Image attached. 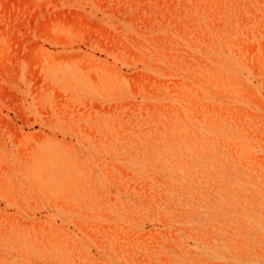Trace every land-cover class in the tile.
<instances>
[{
  "label": "rangeland",
  "instance_id": "1",
  "mask_svg": "<svg viewBox=\"0 0 264 264\" xmlns=\"http://www.w3.org/2000/svg\"><path fill=\"white\" fill-rule=\"evenodd\" d=\"M13 1L0 264H264V0Z\"/></svg>",
  "mask_w": 264,
  "mask_h": 264
},
{
  "label": "bare ground",
  "instance_id": "2",
  "mask_svg": "<svg viewBox=\"0 0 264 264\" xmlns=\"http://www.w3.org/2000/svg\"><path fill=\"white\" fill-rule=\"evenodd\" d=\"M1 1H2V0H1ZM9 1H10V0H9ZM14 1H15V0H14ZM14 1H13V3L15 4ZM20 1L23 2L24 0H20ZM20 1H18V4H19V5H21V2H20ZM25 1H26V0H25ZM25 1H24V2H25ZM97 1H98V0H97ZM3 2H4V1H3ZM19 2H20V3H19ZM30 2H32V0H30ZM9 3H10V2H9ZM30 4H31V3H30ZM38 4H39V3H38ZM1 5H2V4H1ZM8 5H9V4H6V7H7ZM15 5H16V4H15ZM15 5H14V6H15ZM28 6H29V5H28ZM3 7H5V6H3ZM6 7H5V8H6ZM9 7H10V6H9ZM20 7H21V6H20ZM7 9H8V7H7ZM15 9H16V8H15ZM61 9H62V8H61ZM71 9H72V8H71ZM71 9H70V10H71ZM59 10H60V9H59ZM65 10H66V9H65ZM1 11H2V10H1ZM4 11H6V9H5ZM15 11H16V10H15ZM13 12H14V10L12 11V13H13ZM60 13H61V12H60ZM65 13H66V12H65ZM0 14H1V12H0ZM73 14H74V13H73ZM8 15H10V13H9ZM40 15H41V14H40ZM57 15H58V14H56V16H57ZM5 16H6V15H5ZM25 16H26V15H25ZM68 16H69V15H68ZM71 17H72V16H71ZM1 18H3V17H1ZM75 18H76V17H75ZM68 20H69V19H68ZM3 21H4V20H3ZM44 21H45V20H44ZM44 21H43V23H44ZM65 21H66V19H65ZM70 21H71V20H70ZM67 22H68V21H67ZM74 22H75V21H74ZM92 22H93V21H92ZM19 23H20V22H19ZM73 24H74V23H73ZM94 24H95V23H94ZM1 26H2V31H3V25H0V27H1ZM41 27H42L43 29H45L42 25H41ZM64 27H65V26H64ZM64 27H63V28H64ZM42 28H41V29H42ZM75 28H76V27H75ZM102 28H103V27H102ZM43 29H42V30H43ZM75 30H76V29H75ZM84 30H86V28H85ZM87 31H88V30H87ZM45 32H47V29H45ZM83 32H84V31H83ZM84 33H85V32H84ZM0 34H1V33H0ZM91 34H93L92 30H91ZM115 41H116V40H115ZM121 43H122V42H121ZM131 52H132V51H131ZM133 53H134V52H133ZM24 54H25V53H24ZM38 54H39V53H38ZM18 55H19V54H18ZM21 55H22V54H21ZM5 56H6V55H5ZM5 56H4V57H5ZM8 56H9V55H8ZM34 56H35V55H32V56H31V57H32L31 59H33ZM25 58H26V57H25ZM2 59H4V58H2ZM29 59H30V58H29ZM38 60H40V59H38ZM6 61H7V60H6ZM3 62H4V61H3ZM32 62H33V61H32ZM0 63H1V62H0ZM29 63H30V62H29ZM1 64H2V63H1ZM30 65H31V64H30ZM17 68H18V67H17ZM16 74H17V73H16ZM18 113H19V112H18ZM21 113H22V112H21ZM23 115H24V114H23Z\"/></svg>",
  "mask_w": 264,
  "mask_h": 264
}]
</instances>
